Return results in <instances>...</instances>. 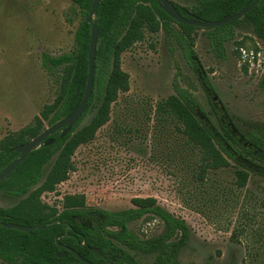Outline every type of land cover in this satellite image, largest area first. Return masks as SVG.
<instances>
[{
	"label": "rangeland",
	"instance_id": "1",
	"mask_svg": "<svg viewBox=\"0 0 264 264\" xmlns=\"http://www.w3.org/2000/svg\"><path fill=\"white\" fill-rule=\"evenodd\" d=\"M172 1L195 10L202 0ZM81 20L71 0H0V140L32 124L54 103L56 75L43 67V55L73 52ZM173 27L169 35L147 32L121 55L130 90L112 104L110 120L95 139L78 148L69 180L43 201L60 207L66 195H84L89 209L122 211L133 207L134 198L153 197L162 213L189 227L181 264H264V177L252 173L246 187L239 188L232 163L197 182L193 172L199 151L187 144L183 125L165 110L178 88L189 89L220 127L184 58L178 42L181 30ZM234 30V38L220 40L215 32L199 28L195 50L218 101L237 129L248 135L264 129V40L246 23ZM244 51L253 57L244 58ZM96 112L91 110L81 127ZM20 200L0 192V207L12 208ZM130 230L149 239L163 234L165 226L148 215L132 222ZM131 254L138 264H154L157 257ZM0 264L9 263L0 259Z\"/></svg>",
	"mask_w": 264,
	"mask_h": 264
},
{
	"label": "trees",
	"instance_id": "2",
	"mask_svg": "<svg viewBox=\"0 0 264 264\" xmlns=\"http://www.w3.org/2000/svg\"><path fill=\"white\" fill-rule=\"evenodd\" d=\"M172 1V0H170ZM254 0H202L195 10L175 2L177 10L186 18L192 16L205 21H220L235 15ZM78 6L82 20L75 36L76 49L59 57L43 55V67L56 75L58 95L54 103L46 105L34 122L17 133L0 140V173L20 157L12 149L30 142L33 138L72 115L79 107L89 77V47L93 26L87 18L94 0H71ZM250 25L256 36L264 40V0L242 19L218 28V39L235 37V27ZM94 25L99 30L95 59L93 94L87 111L66 136L62 131L50 138L54 143L42 145L3 181L0 192L11 198L21 199L17 205L0 207V259L9 264H84L73 251L93 264H138L131 251L143 254L157 253L154 264H181V251L190 239L189 227L162 213L157 199L134 198L133 207L122 211L89 209L84 195H66L61 206L43 201L47 193H54L69 180L76 167L74 155L82 145L92 142L97 132L110 120L112 104L121 93L130 90V77L122 69L121 55L142 41L147 32L157 34L163 30L171 34L178 26V42L185 60L209 97L217 126L198 99L189 89L178 88L165 102V110L183 125L188 145L199 151L194 179L206 180L212 170L236 165L237 185L246 187L252 173L264 177V129L240 132L225 107L218 101L196 50V30L199 28L179 24L165 13L158 0H102ZM264 86V75L260 83ZM97 109L91 122L81 127L87 114ZM45 176V168L54 159ZM158 217L165 226L163 234L143 239L130 230V224L145 216ZM13 223L23 227L42 225L26 233L4 228ZM63 246V247H62ZM65 253L64 257H59Z\"/></svg>",
	"mask_w": 264,
	"mask_h": 264
},
{
	"label": "water",
	"instance_id": "3",
	"mask_svg": "<svg viewBox=\"0 0 264 264\" xmlns=\"http://www.w3.org/2000/svg\"><path fill=\"white\" fill-rule=\"evenodd\" d=\"M102 0H94L92 9L88 15L87 21L89 24L93 26L92 33H91V40H90V47H89V77L88 83L86 87V91L84 97L79 105V107L75 110V112L67 117L66 119L62 120L61 122L57 123L56 125L49 127L39 136L33 138L30 142L20 145L11 151H15L20 153V157L16 159L11 165H9L6 169L0 173V182L5 180L24 160L25 158L34 150L40 148L42 145L50 146L54 143V139L50 138L51 136L55 135L56 133L62 131V136H66L69 132L73 130L76 124L79 122L81 116L87 111L88 109V102L93 94L94 88V80H95V59L97 56V49H98V39H99V30L94 25L95 14L100 6ZM161 9L167 13L169 17L175 20L179 24L194 26L200 29H212L224 26L226 24L238 21L242 19L247 13H249L256 5L259 4L261 0H254L251 4H249L246 8L241 10L240 12L232 15L230 17L224 18L220 21H205L198 17L192 16V19H188L184 17L176 8L174 3L170 0H158ZM4 228L8 229H16L19 231H23L26 233H31L35 229H43L42 225H38L36 227H23L21 225L13 224V223H4L2 224ZM63 247V246H62ZM76 257L82 261L84 264H93L92 262L84 259L81 257L77 252L73 251ZM65 253L59 255V257H64Z\"/></svg>",
	"mask_w": 264,
	"mask_h": 264
},
{
	"label": "built area",
	"instance_id": "4",
	"mask_svg": "<svg viewBox=\"0 0 264 264\" xmlns=\"http://www.w3.org/2000/svg\"><path fill=\"white\" fill-rule=\"evenodd\" d=\"M243 54H244V58L253 57V55L251 56L249 53H247V51H244ZM252 65L253 66L255 65V63H253V61H252Z\"/></svg>",
	"mask_w": 264,
	"mask_h": 264
}]
</instances>
